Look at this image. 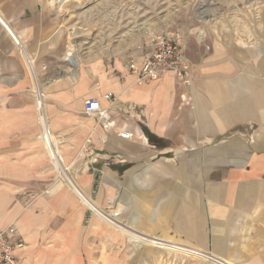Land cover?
Here are the masks:
<instances>
[{
    "label": "crops",
    "instance_id": "1",
    "mask_svg": "<svg viewBox=\"0 0 264 264\" xmlns=\"http://www.w3.org/2000/svg\"><path fill=\"white\" fill-rule=\"evenodd\" d=\"M84 12L85 29L114 22L110 13ZM62 20L50 0L0 3V231L13 228L20 263L86 264L79 197L134 244L154 238L199 250L194 256L211 264H264V39L252 45L217 32L185 36L193 84L167 75L140 86L126 70L127 50L100 32L86 53L76 49L74 81ZM107 93L143 117L120 116L105 132L84 114V103L98 98L108 107ZM123 130L133 139L119 138ZM88 140L100 154L93 168L104 171L109 208L122 207L125 222L141 234L84 196L97 172L82 157ZM53 141L67 167L88 175L64 179L67 168L46 147ZM55 172L62 181L51 192L64 185L70 191L34 197Z\"/></svg>",
    "mask_w": 264,
    "mask_h": 264
},
{
    "label": "rangeland",
    "instance_id": "2",
    "mask_svg": "<svg viewBox=\"0 0 264 264\" xmlns=\"http://www.w3.org/2000/svg\"><path fill=\"white\" fill-rule=\"evenodd\" d=\"M50 1L55 8H58L64 25H68L71 37H69L67 61L71 66V76L74 81H76L79 68L76 49L79 50L80 46H84L80 54L86 53V49L92 48L93 44L100 38V32L105 34L110 32L112 34V45H123V49L127 50L128 54L134 52L138 45L147 42L152 35L173 28L181 30L184 38L185 36L187 38L190 36L191 38L199 37V39H204L206 34L209 37L211 32H217V35H221L223 38L234 37L245 44H257L258 41L260 42L264 39V0ZM1 2L3 3V0H0ZM85 10L110 13L114 19L110 29H85L81 20L86 16ZM104 43H109V40L106 42L104 40ZM30 65L32 66V64H27V68ZM36 81L35 79L36 90H38L40 88H38ZM46 119L47 123H49V119ZM47 147L56 161L64 164L60 160V148L57 142H49ZM55 167H57V164ZM65 167L67 168V173L61 172L64 175V179H75V182H79L81 177L88 175L86 172L77 170L76 167H67L66 165ZM103 172L100 170V172L95 173L92 193L85 191L84 196L95 205H98L109 216L115 214V220L118 224L127 228L128 226L132 227L125 222V212L122 207L116 210L114 207L109 208V192L108 186L103 183L104 178H106ZM53 174L48 189L40 195L35 193L34 197H40L48 192L53 194L51 195L53 197L60 192L70 191L68 186L64 185L57 191L51 192L62 181L56 172ZM73 188L77 192L76 185ZM78 199L85 212L84 219L79 221V226L85 232L86 249L89 251V254L86 255V264H109L110 259L112 260L111 264L212 263L211 260L206 261L194 256L197 252H200L199 250H190L185 248L184 245L178 244L179 242H176V244L151 238V242L148 245L134 244L127 239L124 231L115 230L110 225L108 226V220H105L99 214H95L86 202L84 204L79 197ZM74 213H70L68 219L75 217ZM133 229L131 230L141 234L139 228ZM109 231L115 233L113 241L108 238ZM94 232H100L101 234L95 238Z\"/></svg>",
    "mask_w": 264,
    "mask_h": 264
},
{
    "label": "built area",
    "instance_id": "3",
    "mask_svg": "<svg viewBox=\"0 0 264 264\" xmlns=\"http://www.w3.org/2000/svg\"><path fill=\"white\" fill-rule=\"evenodd\" d=\"M126 70L135 77V83L140 86L160 82L167 75H174L176 82L184 86L192 85L195 80L192 64L186 57L184 35L176 28L156 33L147 42L138 45L134 52L128 54ZM103 99L108 102V107H104L98 98L87 99L84 103V114L94 119L105 132L114 131L116 119L120 116L127 120H140L143 117L140 108L134 105L121 106L111 93L104 94ZM118 137L123 140L133 139L129 130L119 132ZM99 156L93 142L88 140L82 148V157L88 169L99 171L93 168ZM21 247L13 239L12 227L1 230L0 264H21L16 257L17 250Z\"/></svg>",
    "mask_w": 264,
    "mask_h": 264
},
{
    "label": "bare ground",
    "instance_id": "4",
    "mask_svg": "<svg viewBox=\"0 0 264 264\" xmlns=\"http://www.w3.org/2000/svg\"><path fill=\"white\" fill-rule=\"evenodd\" d=\"M73 59V58H72ZM72 72V71H71ZM38 85V84H37ZM57 169H59V167L57 166Z\"/></svg>",
    "mask_w": 264,
    "mask_h": 264
}]
</instances>
